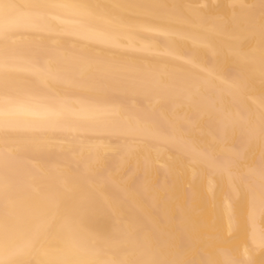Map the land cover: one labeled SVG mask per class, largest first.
Returning <instances> with one entry per match:
<instances>
[{
  "label": "bare ground",
  "instance_id": "6f19581e",
  "mask_svg": "<svg viewBox=\"0 0 264 264\" xmlns=\"http://www.w3.org/2000/svg\"><path fill=\"white\" fill-rule=\"evenodd\" d=\"M226 259L264 264V0H0V264Z\"/></svg>",
  "mask_w": 264,
  "mask_h": 264
},
{
  "label": "rangeland",
  "instance_id": "374dc122",
  "mask_svg": "<svg viewBox=\"0 0 264 264\" xmlns=\"http://www.w3.org/2000/svg\"><path fill=\"white\" fill-rule=\"evenodd\" d=\"M179 173L181 174V172H179ZM185 185H186L185 182H183L182 180H179V182H178V184L176 186V192L179 194V196H178V199H179L178 204L179 205L185 203V199L183 200L184 197H182L183 195L181 194V189L183 187H185ZM215 219H217V216H215V215H213V216L209 217L208 219H206L205 220V222H206L205 225L202 226L200 228V230L198 232L194 233V234L197 235V236H203L205 234V232L207 231V227L209 225H211L212 221H214ZM222 233L223 232L219 231V232L214 233V235L218 236V235H221ZM257 264H263V260L262 259L258 260Z\"/></svg>",
  "mask_w": 264,
  "mask_h": 264
},
{
  "label": "snow or ice",
  "instance_id": "6c2138e0",
  "mask_svg": "<svg viewBox=\"0 0 264 264\" xmlns=\"http://www.w3.org/2000/svg\"><path fill=\"white\" fill-rule=\"evenodd\" d=\"M225 264H235V262L231 261L230 259H226L225 260Z\"/></svg>",
  "mask_w": 264,
  "mask_h": 264
}]
</instances>
